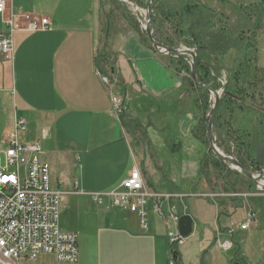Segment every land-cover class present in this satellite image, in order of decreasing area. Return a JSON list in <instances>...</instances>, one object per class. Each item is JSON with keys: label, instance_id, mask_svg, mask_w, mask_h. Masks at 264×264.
Listing matches in <instances>:
<instances>
[{"label": "crops", "instance_id": "1", "mask_svg": "<svg viewBox=\"0 0 264 264\" xmlns=\"http://www.w3.org/2000/svg\"><path fill=\"white\" fill-rule=\"evenodd\" d=\"M7 10L47 16L50 24L43 31L12 32V58L0 54V150L14 131L15 120L23 119L26 128L16 131L18 140L25 145L40 144V157L49 164L51 185L62 191L66 202L85 208L84 214L92 219L79 247L77 242L75 263L58 262L51 254L42 253L34 264H174L167 228L151 201L146 205L147 225L142 228L135 213L108 206L107 196L102 197V203L92 199L95 192L117 188L134 168L157 192L193 191L196 154L190 161V171L179 172V181L173 175L169 180L172 185H168L158 176L162 164L145 156L137 130L146 125L147 134L164 122L165 115L143 124L130 106L135 95L141 100L174 98L181 83L177 79L180 72L169 64L170 54L154 52L140 40L138 31L129 27L118 33L113 30L105 44H100L98 0H9ZM4 28L0 15V31ZM202 51L201 60L213 63L216 55ZM101 53L113 66L111 77L117 81L116 92L123 102L122 119L111 112L109 95L95 71ZM195 123L194 115L187 130ZM232 124L238 129L242 125ZM178 144L182 142H174L171 149H177ZM177 182L178 186L174 185ZM253 190L242 191L247 193L244 197L222 199L219 207L210 206L207 199H185V212L193 218L194 237H204L207 245L218 229L232 228L233 241L241 254V243L243 247L254 235H264V192ZM204 203L205 215L201 209ZM248 212H254L255 218L242 230L239 224ZM222 218L224 222H220ZM225 254L211 245L202 250L208 264H224ZM25 260L19 264H26Z\"/></svg>", "mask_w": 264, "mask_h": 264}, {"label": "rangeland", "instance_id": "2", "mask_svg": "<svg viewBox=\"0 0 264 264\" xmlns=\"http://www.w3.org/2000/svg\"><path fill=\"white\" fill-rule=\"evenodd\" d=\"M98 2L101 14L99 17L100 44H103V41L105 44L106 36L113 30L118 33V31L129 27L137 30L140 40L144 41L154 52L157 51L148 40L143 28L146 23L144 13L146 0H98ZM186 2L203 4L213 9L215 11L213 26H224L228 31L229 40L233 43L232 46L214 54L216 56L213 63H210L211 60L209 62L211 73L207 81L209 86L218 91L219 100L222 97V91L219 92L220 87L228 86V90L235 93L232 101L222 102L220 109L215 111L212 126L215 144L223 153L231 155L236 160H244L251 171L259 172L264 166L255 170V164L252 161L257 157L260 165H264V2L261 0H157L154 3V6L159 5L157 11L152 8L151 10L152 16L156 14L154 24L157 25L156 35L159 38L163 40L165 32L174 36V30L176 31L174 28H178V32L187 33L189 19L184 15L183 9ZM133 4L137 6L138 11H135ZM160 10L165 11L162 16L164 20L157 14V12H161ZM158 21L161 23L159 24ZM155 25L152 26V29L155 28ZM166 42L169 43V41ZM171 46L179 49L193 48L183 40H177ZM202 54L203 51L201 56ZM99 56L101 61L111 63L105 54L101 53ZM183 56L189 58L186 55ZM168 61L176 71L180 72L177 74V79L180 81L181 87L176 89L174 98L171 100H153L151 98L141 100L135 95L130 103V106H133L137 111V117L143 124L148 120L154 122L161 115H165L164 122L150 128L147 134L144 131L146 125L138 126L139 140L142 139L140 147L144 148L145 156H151L156 162L162 164V168L158 170V176L167 180L168 185H172L169 180L173 175H177L174 180L179 181V172L190 171V161L194 159L195 153L197 156L195 163L197 178L194 179L193 191H190L189 187L186 190H189L190 193L203 195L194 196V200L200 198L205 201L207 199L211 203L210 206L219 207V204H222V199L233 200L237 197H244L242 191L250 187L253 190V183L248 185L249 180L236 170L227 169L225 166L222 170H218L211 163L215 155L209 151L206 132V116L211 106L210 95L193 84L189 76V66L184 60L171 54ZM103 68L109 74V64L107 66L103 64ZM105 71L104 73H106ZM212 73L216 76L213 77ZM234 74H237V80L233 78ZM218 78H223L226 85L222 86ZM189 80L193 85H190ZM186 86L188 90L190 89V93L184 90ZM194 97H198L200 100L197 98L199 101L196 102ZM182 99L183 101H180ZM149 111L152 113L150 114ZM8 115L12 116L10 112ZM194 115L196 123L194 126L190 125L187 130V125L192 121ZM232 123L242 124L241 128L238 129L237 126L235 128ZM178 141L182 144H178L177 149H171V144ZM134 150L136 151L135 147ZM202 183H205V186H201ZM177 184L178 182L174 185L178 186ZM253 191L264 192V190L256 189ZM201 209L205 215V203ZM211 209L213 208L211 207ZM84 211L85 208H76L73 204L66 202L65 195L61 197L59 226L64 231L77 233L78 247L81 245L86 227L92 223L91 217L84 214ZM224 221L223 218L220 220V222ZM192 234L186 236L184 242L177 248L179 264H208L204 255L202 256V250L209 245L216 246L215 236L210 238L206 245L207 241L204 237L197 239L194 237V233ZM263 244L264 235L256 234L245 246L242 247V243L240 244L242 253L246 256L239 252L237 257L242 258L243 256L244 264H264ZM232 254V250L229 254H225L227 263L223 261L224 264H232L234 259ZM181 255L184 257L183 261H181ZM202 258L204 263H202ZM36 260H25V263L34 264Z\"/></svg>", "mask_w": 264, "mask_h": 264}, {"label": "built area", "instance_id": "3", "mask_svg": "<svg viewBox=\"0 0 264 264\" xmlns=\"http://www.w3.org/2000/svg\"><path fill=\"white\" fill-rule=\"evenodd\" d=\"M8 6L9 0H0V15L5 26L0 31V54L5 59L13 55L12 32L43 31L50 24L47 16L13 13L7 10ZM95 71L109 95L111 112L119 117L123 114V102L116 92V79L103 73L97 65ZM218 81L222 86L226 82L223 78ZM222 89L220 87L219 92ZM14 126L0 150V264H19L21 259L35 260L42 253L51 254L58 262L75 263L78 258L77 233L64 231L59 226L62 191L51 185L49 164L40 157V144L25 145L18 140L16 131L26 128L25 121L16 119ZM260 180L264 182L263 177ZM255 188L263 190L257 185ZM200 195L203 194L152 190L146 185L141 171L134 168L117 188L95 192L92 199L102 203V197L107 196L108 206H119L135 213L142 228L147 225L146 205L151 201L153 210L167 228L169 244L178 248L185 240L178 231V220L186 213L185 199ZM254 218L255 213L248 212L239 228L247 229ZM232 235V228L218 229L215 245L224 253L230 252L234 247Z\"/></svg>", "mask_w": 264, "mask_h": 264}, {"label": "trees", "instance_id": "4", "mask_svg": "<svg viewBox=\"0 0 264 264\" xmlns=\"http://www.w3.org/2000/svg\"><path fill=\"white\" fill-rule=\"evenodd\" d=\"M156 1L157 0H151V8H152V10L157 11V8L159 5L154 6V3ZM261 1L264 2V0H261ZM159 9H160V7H159ZM183 9H184V15L187 17V19H189V26H188V29L186 30L187 33H184L181 30H180L181 32H178L177 31L178 28H174V29H176V31L174 30L175 35L173 36V35L167 34L165 32L164 33V39L162 40V38H159L156 35L157 25L154 24L156 22V14H155L152 16V26L154 27V25H155V28L153 29V35L158 42H160L164 45L171 46L174 42H177V40H183L186 43L190 44L191 47H196L197 57L195 58V68H196L197 78L201 83H203L205 85H209L207 78L209 77V74L211 73V71L209 69L211 66L209 65V63H204L203 60H201L200 51L207 50L208 53H210V54H216V53L222 51L223 49L225 50L226 47L232 46L233 43L231 42V40H229L228 31H226L227 29L224 26H217V25H216V27L213 26V20L215 19V11L213 9H210V8L204 6L203 4L202 5L199 3L194 4L192 2H191V4L187 3V2L184 3ZM164 12H165L164 10L161 11L160 13L157 12V14L161 16L162 20H164V18L162 17ZM166 17L168 18V16H166ZM212 17H214V18H212ZM158 22H159V24L161 23L160 21H158ZM178 23L180 24V22H178ZM166 41H169V43ZM96 64L100 69L102 68L101 70H103L102 71L103 73L105 71L103 68V64L105 66H107L109 64L108 73L110 76L112 74H114V72L111 73L112 72L111 69L113 67L112 63H109V62L104 61V60L101 61L100 56H99V60ZM105 72L107 73V71H105ZM185 77L187 78V76H185ZM233 78L237 80L238 79L237 74H234ZM189 83H190V85H193V84H191L190 80H189ZM234 96H235V93L230 92V90H228V86H225L222 90V97L219 100V103H218L217 108H216V112L220 109L222 102L232 101ZM198 99L200 100V98H198ZM206 107H207V105H206ZM119 118L122 119V114L119 115ZM213 159L214 160L211 161L213 166L215 168L217 167L216 169H218V170H222L223 165L220 163V161L216 157H214ZM238 161L241 165H243L245 168L248 169L244 160H238ZM258 161H259V159L257 157L252 161L255 164V170H259L262 166H264V165H260V162H258ZM249 182H250V184L252 183L250 180H249ZM174 251H176V254H177V258H176V260H174V264H179V252L177 250V247L170 245L171 254ZM232 253H233L232 255H234L233 256L234 259L232 260V264H244L243 259L240 256L237 257V253H239V251H238V246H237L236 242H234V247L232 249ZM202 263H204L203 260H202Z\"/></svg>", "mask_w": 264, "mask_h": 264}, {"label": "water", "instance_id": "5", "mask_svg": "<svg viewBox=\"0 0 264 264\" xmlns=\"http://www.w3.org/2000/svg\"><path fill=\"white\" fill-rule=\"evenodd\" d=\"M133 3V2H131ZM134 5V4H133ZM135 5V11H138ZM146 15V23L144 24L143 28L145 29L146 36L148 40L152 43L153 47L160 53L163 54H174L175 56L179 57L180 59L184 60L189 66V76L191 77L193 84L197 87L202 88L205 92L210 95L209 101L211 106L209 108V112L206 116V132H207V139L209 142V151H211L215 157L220 161V163L225 166L227 169H233L248 179H250L254 185L259 186L264 190V182L260 179L264 176V167L258 173L250 171L249 169L245 168L243 165L239 163L238 160L234 159L231 155H227L223 153L215 144L214 137L212 135V126H213V117L219 103V93L214 88L209 85H205L201 83L197 78L196 68H195V58L197 57L196 47L192 49L185 48L179 49L177 47H172L169 45H163L159 43L154 35L152 29V10H151V0H146V8L144 10ZM183 55L188 56L184 57ZM192 227H193V218L190 214L185 213L182 214L178 220V231L182 237L189 236L192 234ZM173 260H176L177 254L176 251L172 252Z\"/></svg>", "mask_w": 264, "mask_h": 264}, {"label": "flooded vegetation", "instance_id": "6", "mask_svg": "<svg viewBox=\"0 0 264 264\" xmlns=\"http://www.w3.org/2000/svg\"><path fill=\"white\" fill-rule=\"evenodd\" d=\"M212 75H213V77L216 76V74H212ZM224 87H225V86H224ZM214 89H215V88H214ZM222 90H223V89H222Z\"/></svg>", "mask_w": 264, "mask_h": 264}, {"label": "bare ground", "instance_id": "7", "mask_svg": "<svg viewBox=\"0 0 264 264\" xmlns=\"http://www.w3.org/2000/svg\"><path fill=\"white\" fill-rule=\"evenodd\" d=\"M135 6V5H134ZM137 8V7H136ZM264 184V183H263ZM192 232H193V227H192Z\"/></svg>", "mask_w": 264, "mask_h": 264}]
</instances>
